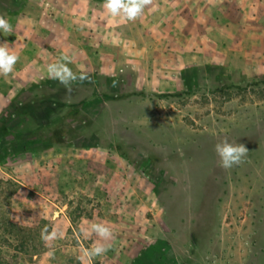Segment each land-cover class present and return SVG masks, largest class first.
<instances>
[{
	"label": "rangeland",
	"instance_id": "1",
	"mask_svg": "<svg viewBox=\"0 0 264 264\" xmlns=\"http://www.w3.org/2000/svg\"><path fill=\"white\" fill-rule=\"evenodd\" d=\"M103 5L0 8L12 25L0 43L20 57L0 75V264H87L92 222L114 234L92 264H264V85L209 91L264 75V0H153L131 21ZM60 54L93 95L68 118L77 134L52 145L15 109L58 81L48 66ZM225 138L249 150L230 169L215 152ZM151 151L172 157L152 165ZM45 226L62 236L46 245Z\"/></svg>",
	"mask_w": 264,
	"mask_h": 264
},
{
	"label": "trees",
	"instance_id": "2",
	"mask_svg": "<svg viewBox=\"0 0 264 264\" xmlns=\"http://www.w3.org/2000/svg\"><path fill=\"white\" fill-rule=\"evenodd\" d=\"M11 2H13V0H0V8L11 10ZM247 85H249V87L263 86L264 75L260 78H250L245 82L244 86L233 84L228 80H223L219 85L213 86L209 91L215 93L224 89L226 91L231 89L228 91L229 93H236L245 90ZM132 93L134 92L121 93L115 96L104 93L101 96L105 101L118 98L127 99L131 97ZM188 94H190L188 90H181L176 92H164L156 95L159 97L181 98L182 95ZM92 95V88L83 83H73L71 92H68L64 85L57 81L52 88L39 86L33 89L27 96V99L16 107L15 112L20 116H26L27 118L36 120L37 123L34 124L32 131H41L47 142L52 145H58L63 143L65 138L74 137L77 134L76 130L68 121V118L73 117L77 113H81L80 106L86 98ZM67 101L69 103L68 105L65 104ZM74 105H76L77 108L73 107ZM64 106H66V108ZM54 114L57 116L55 119L51 120V116ZM0 133L6 136L10 134L3 123L0 124ZM115 148L118 149L122 155L127 156V153L119 145L116 144ZM168 157H172V154L168 153L165 157L154 151L148 153V161L152 165L161 166L164 161L168 160Z\"/></svg>",
	"mask_w": 264,
	"mask_h": 264
},
{
	"label": "clouds",
	"instance_id": "3",
	"mask_svg": "<svg viewBox=\"0 0 264 264\" xmlns=\"http://www.w3.org/2000/svg\"><path fill=\"white\" fill-rule=\"evenodd\" d=\"M153 0H104V8L113 17H121L124 20H135L144 10V8L152 4ZM0 30L6 34L12 31V25L8 19L0 15ZM20 57L16 51L11 50L7 41L0 43V75L7 76L13 70ZM71 62L67 54L61 55L54 63L48 66V75L50 78L58 80L64 85L66 91L71 92L72 84L74 82H91L90 76L86 72L80 74L74 73L68 64ZM116 86V82H113ZM215 152L220 158L221 166L225 169H230L245 162L248 155V148L237 142H230L227 138L215 145ZM86 237L90 238L92 235L98 239L92 244L89 249H86L84 256L87 259V264H92V261L104 255L112 247L111 241L114 238L112 229L105 223L92 222L87 228L83 229ZM62 236L59 229L48 231L47 226L41 230V237L46 245ZM53 258V252L46 253V261Z\"/></svg>",
	"mask_w": 264,
	"mask_h": 264
},
{
	"label": "crops",
	"instance_id": "4",
	"mask_svg": "<svg viewBox=\"0 0 264 264\" xmlns=\"http://www.w3.org/2000/svg\"><path fill=\"white\" fill-rule=\"evenodd\" d=\"M71 4H72L71 6H73V2H72ZM15 5L17 6V4H16V3H15ZM89 5H91V2H90V3H89L87 6H89ZM71 6H70V7H71ZM39 23H40V25L42 26V25H43V23H44V20H43V21H40ZM60 55H61V54H60Z\"/></svg>",
	"mask_w": 264,
	"mask_h": 264
}]
</instances>
